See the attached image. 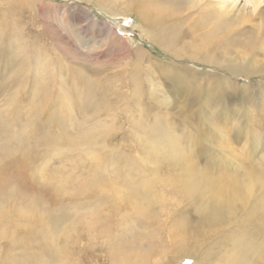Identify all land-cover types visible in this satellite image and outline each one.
Segmentation results:
<instances>
[{"label": "rangeland", "instance_id": "1", "mask_svg": "<svg viewBox=\"0 0 264 264\" xmlns=\"http://www.w3.org/2000/svg\"><path fill=\"white\" fill-rule=\"evenodd\" d=\"M180 1L0 0V264H264V0Z\"/></svg>", "mask_w": 264, "mask_h": 264}, {"label": "bare ground", "instance_id": "2", "mask_svg": "<svg viewBox=\"0 0 264 264\" xmlns=\"http://www.w3.org/2000/svg\"><path fill=\"white\" fill-rule=\"evenodd\" d=\"M173 2H174V0H173ZM202 3L205 4L206 1L205 2L202 1ZM176 4L184 5L182 3V1H180V0H176ZM157 5H164V3L157 2ZM173 5H175V4L173 3ZM156 10H158V9H156ZM161 15H165V12H162ZM188 173H189V176L191 175V172H186L187 179H188ZM251 175H252L253 179L247 180L244 183L242 182L239 186H235V184L229 185V186L224 188V192H221L222 188L217 183L219 180L216 182H214V181L207 182L206 180H202V182L200 183L198 188L202 189L203 191H201V192L199 191L200 193L198 194V196H199L198 199H203V200H205V202H208L207 206L210 205L209 208H212V210L209 213H207V209H205L206 211H202V213H204V215H203V218L200 220L201 227H205L207 231H210L212 229L215 230V229L223 228V227H226V226H229L232 224V223L230 224L229 222L233 221L232 218H233V214L235 212V207L237 206V204L238 205L241 203L243 205L248 204L249 197H251V195H252V191H253L252 188H254V185H256V184H261L259 182V180L262 181L261 185H263V188H264V173L262 172V170L255 168V169L251 170ZM183 178L185 179L184 176H183ZM195 180H196L195 178H192L193 183ZM186 181L188 183V180H186ZM204 181H206L205 182L206 184L204 183ZM193 187H195V186H193ZM186 188H189V187H187V186L183 187L184 193H186ZM143 189H145V187H143ZM263 190L264 189H262V191ZM237 202H239V203H237ZM182 222H184V221H182ZM179 225H180V230L184 231V234H187L188 233L187 232L188 226L185 225V223H182ZM177 236H180V233ZM184 238L185 237H183V239ZM181 242H183V241H181ZM181 249H182V246H181ZM262 249L264 252V247ZM137 255H139V254H137ZM140 257H142V256H140ZM140 257L138 256L137 260H139ZM135 260H136V258H135ZM140 260H142V259H140ZM142 261H141V263H142ZM144 262H145V259H144Z\"/></svg>", "mask_w": 264, "mask_h": 264}]
</instances>
